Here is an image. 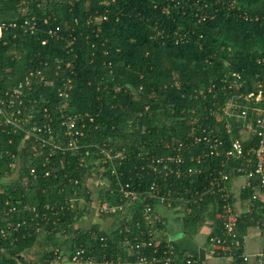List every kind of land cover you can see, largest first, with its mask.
Returning a JSON list of instances; mask_svg holds the SVG:
<instances>
[{"label": "trees", "instance_id": "trees-1", "mask_svg": "<svg viewBox=\"0 0 264 264\" xmlns=\"http://www.w3.org/2000/svg\"><path fill=\"white\" fill-rule=\"evenodd\" d=\"M95 13H105L106 20L88 24ZM263 14L264 0H0V23L18 24L4 28L0 38V97L35 73L32 87L22 90L26 113H52V126L62 140V113L76 117L84 133L79 149L54 153L45 176L46 150H33V138L23 132H0V229L25 221L5 237L0 233V264H51L55 250L67 253L76 247L89 255L106 254L111 264H130L135 256L132 251L127 254L129 246L123 241L137 235L151 238L147 253L156 249L161 255L171 245L183 260L187 254L164 238L167 227L157 209L162 206L153 199L146 201L162 220L155 225L143 220L142 201L126 204L124 212L97 211L104 201L117 202L116 176L139 192L152 181L169 196L187 197L185 189H198L196 203L175 201L172 207L180 205L179 210L165 209L174 210L185 235L193 236L209 223L214 228L207 241L221 234L216 217L220 197L203 193L202 188L209 178L210 158L197 165L190 159L199 153L198 146L188 143L177 151L176 144L191 136V113L199 117L198 113H222L230 97L250 92L256 81L264 82ZM32 15L35 29L24 30L20 24ZM231 72L240 73L244 84L239 89L221 88L220 76ZM67 78L72 79V88L67 98H61L57 90ZM212 83L216 85L208 91ZM201 123L222 128L224 121L209 116ZM101 148L119 154L116 176L111 161L101 162ZM176 153L184 166L200 172L164 179L166 164L151 159ZM94 171L102 173L109 188L84 187ZM250 192V187L244 188V197ZM84 195L93 206L91 213L73 201ZM185 207L191 208L189 213ZM88 215L108 226L96 222L84 226ZM257 215L253 210L238 218L239 237L254 225ZM125 226L129 234L123 232Z\"/></svg>", "mask_w": 264, "mask_h": 264}, {"label": "built area", "instance_id": "built-area-1", "mask_svg": "<svg viewBox=\"0 0 264 264\" xmlns=\"http://www.w3.org/2000/svg\"><path fill=\"white\" fill-rule=\"evenodd\" d=\"M264 18V14L262 15ZM206 16H202L204 20ZM243 17L248 16L244 13ZM107 16L103 14H92L86 22L97 23L106 20ZM259 17L257 16L256 19ZM17 27L15 21L9 23H0V38L2 31L7 27ZM24 30H34L36 26L35 16L26 18L20 24ZM49 34H52L51 31ZM45 42L42 41V44ZM259 61H262L260 58ZM67 66H70L68 63ZM38 73L39 70L37 71ZM31 77H36L35 73L25 76L19 81L16 86L6 90L0 97V132L6 133H24L31 136L34 140L32 149L41 148L46 150L42 166L45 168L43 174L48 176L50 170L46 169L51 163V157L56 151L77 150L80 148L79 138L84 135L83 124L77 125L76 117L67 113H62L59 116V125L62 129V138L56 134L55 128L52 126V113H32L31 110L26 113L22 90L24 87L30 89L33 85ZM42 79V77H41ZM218 83L221 88H236L239 89L243 84L240 73L231 72L223 73ZM62 86L58 88L57 95L61 98H67L69 91L72 88V79L67 78L62 80ZM216 83H212L208 87L211 91ZM200 95L203 90H199ZM46 110V109H45ZM222 113H207L201 117L197 113H191L189 124L191 126L189 135L176 144V150L187 147L189 144L197 145L199 153L191 157L190 161L199 165L202 162H208L210 158V173L206 184L202 187L203 193H213L220 197L221 207L216 215L221 228V234L211 235L208 238V243L211 246V254L223 256L230 259L235 264H264V82L259 80L255 82L254 89L248 93L235 94L230 99L226 100L221 108ZM209 116H214L218 122L223 119V127L218 126H203L202 121H207ZM201 119V120H200ZM234 131H237L235 134ZM99 154L102 155L101 162L105 164L108 160L112 162L111 173L115 175V159L119 158L117 152L113 150L101 148ZM152 163L166 164L164 169V179L168 175H174L175 178H180L181 175H193L200 172L197 168L184 166V161L179 154L167 156L165 159L153 157ZM173 166V167H168ZM175 166V167H174ZM156 168V167H155ZM154 168V169H155ZM101 171V170H100ZM35 172L34 168L30 169V174ZM116 176V175H115ZM234 177H243L245 179L244 188H251V195L248 203L249 208L247 214H252L253 210L258 215L253 219L254 226L261 232L263 238L262 249L255 253L249 254L243 251V236L237 235V221L241 216L234 208L233 192L230 188V182ZM118 185V199L114 204L104 201L96 207L99 213L114 214L116 212H124L126 204H132L137 201L144 202L141 216L149 225H155L157 222H162L159 216L153 214V207L148 199H153L157 205L164 206L167 209H180V205L172 207V203L180 201L181 203H196L199 195V190L193 192L185 189L188 196H169L163 192L156 181H152L148 189L142 192L136 190L131 183H121L116 176ZM73 182L76 184L78 180ZM94 184L96 187L109 188V182L103 178L102 173L94 171L90 173V177L83 182L84 187L89 188V184ZM112 190V189H111ZM113 191V190H112ZM111 191V192H112ZM81 197L76 196L73 201H77ZM200 198V196H199ZM182 205V204H181ZM183 207V206H182ZM190 207H185V212L189 213ZM174 211V210H170ZM258 211V212H256ZM128 219L131 215L127 216ZM25 221L9 223L0 229L1 235L4 237L10 229L17 230ZM163 224V223H162ZM123 232L129 234V228L125 226ZM10 233V232H9ZM8 233V234H9ZM152 235L153 232H150ZM149 234V235H150ZM166 242H170L166 240ZM128 245L127 254L132 251L134 261L130 264H203V262L191 255H185L183 260H178V254L173 247L169 245L168 249H164L162 254L158 250L153 249L151 252H146L152 247V240L143 239L142 235L135 236L132 241L129 236L124 237L123 245ZM144 249V251H143ZM241 249L240 253H237ZM53 263L61 264H111L112 260L108 259L106 254L98 257L89 255L83 247H76L67 253L63 251H54Z\"/></svg>", "mask_w": 264, "mask_h": 264}, {"label": "crops", "instance_id": "crops-1", "mask_svg": "<svg viewBox=\"0 0 264 264\" xmlns=\"http://www.w3.org/2000/svg\"><path fill=\"white\" fill-rule=\"evenodd\" d=\"M244 186L245 179L243 177H234L230 182V188L233 192L234 208L241 216L247 213V209L249 208L248 200L251 195L250 192L249 196L244 197ZM88 189L90 191H95L98 187L91 183L89 184ZM80 199L82 200V202H80L81 205H86L85 209H89L91 213L93 206H90L86 196L84 195ZM157 209L159 210V214L163 219L165 227H167V230L164 232V238L176 243L178 248L184 254L191 253L199 258L204 264H233V262L227 257L214 256L211 254V246L207 242L206 237L214 228L212 224L209 223L204 225L195 235L188 236L180 229L181 223L174 212L167 210L164 207H157ZM91 222L99 223L101 227L108 226L107 223L98 220V218H92L89 215L88 217H85L83 225L90 226ZM262 246L263 238L261 232L254 225L249 226L243 235V251L249 254H255L262 249Z\"/></svg>", "mask_w": 264, "mask_h": 264}, {"label": "rangeland", "instance_id": "rangeland-1", "mask_svg": "<svg viewBox=\"0 0 264 264\" xmlns=\"http://www.w3.org/2000/svg\"><path fill=\"white\" fill-rule=\"evenodd\" d=\"M13 176H14V175H13ZM80 202H82L81 199L78 200V203H80ZM87 217H88V216H87ZM84 221H85V219H84ZM55 237H57V239H58L59 241H62V240H63V235H61V234H56ZM40 247H41V246H40ZM34 249H35V248H34ZM31 251L33 252V249H32ZM38 251L40 252V249H38ZM32 252L29 253V256H33V255H32Z\"/></svg>", "mask_w": 264, "mask_h": 264}]
</instances>
